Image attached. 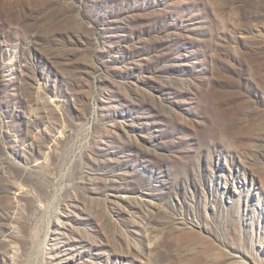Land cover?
Returning <instances> with one entry per match:
<instances>
[{
  "label": "rangeland",
  "instance_id": "rangeland-1",
  "mask_svg": "<svg viewBox=\"0 0 264 264\" xmlns=\"http://www.w3.org/2000/svg\"><path fill=\"white\" fill-rule=\"evenodd\" d=\"M0 264H264V0H0Z\"/></svg>",
  "mask_w": 264,
  "mask_h": 264
},
{
  "label": "bare ground",
  "instance_id": "bare-ground-1",
  "mask_svg": "<svg viewBox=\"0 0 264 264\" xmlns=\"http://www.w3.org/2000/svg\"><path fill=\"white\" fill-rule=\"evenodd\" d=\"M58 191V190H57ZM55 212V211H54ZM48 215V214H47Z\"/></svg>",
  "mask_w": 264,
  "mask_h": 264
}]
</instances>
